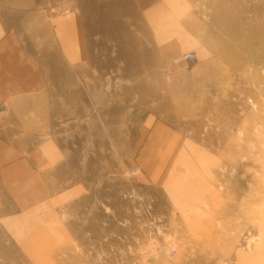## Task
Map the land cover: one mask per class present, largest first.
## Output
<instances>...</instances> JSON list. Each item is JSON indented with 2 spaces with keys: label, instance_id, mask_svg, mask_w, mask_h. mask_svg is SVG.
Instances as JSON below:
<instances>
[{
  "label": "rangeland",
  "instance_id": "rangeland-1",
  "mask_svg": "<svg viewBox=\"0 0 264 264\" xmlns=\"http://www.w3.org/2000/svg\"><path fill=\"white\" fill-rule=\"evenodd\" d=\"M165 5V34L183 44L168 60L135 0L131 22L116 28L119 36L78 38L70 46L80 62L70 96L100 101L99 107H85L101 111L100 148L92 155L86 133L78 150L79 159L95 160V170L74 172L89 182L85 198L49 218L38 214L25 225L32 226V235L24 226L9 233L12 224L0 230V264H231L237 252L260 241L264 0H165ZM188 52L194 54L191 62L183 59ZM89 118L85 112L86 124L79 125L86 131L92 129ZM155 123L186 136L198 152L196 161L208 169L204 181L216 197V219L201 233L185 230L168 194L137 183L133 165L144 128ZM77 125L76 119L65 123L60 135L58 118L44 137L74 141L82 135ZM198 206L211 210L206 203ZM213 243L217 249H211ZM67 245L69 255L61 249Z\"/></svg>",
  "mask_w": 264,
  "mask_h": 264
},
{
  "label": "crops",
  "instance_id": "crops-1",
  "mask_svg": "<svg viewBox=\"0 0 264 264\" xmlns=\"http://www.w3.org/2000/svg\"><path fill=\"white\" fill-rule=\"evenodd\" d=\"M40 1L0 0V110H8L0 115L2 234L6 225L12 224L9 233L15 234L22 226L32 223L38 214L49 218L85 198L89 182L84 174L75 176L74 172L95 170V160L79 159L78 150L86 133L93 148L92 155L100 148L97 124L101 111L95 114L94 109H85L86 106L99 107L100 101L86 102L74 92L70 96L74 75H78L74 69L79 68L80 62L75 51L69 48H73L78 38L119 36L116 28L127 27V21L131 22L134 2ZM135 1L139 5L136 10L155 32L164 59H170L183 49L181 41L175 42L165 34L164 28L169 25L168 19L164 18L165 0ZM85 112L92 116L87 120L92 129L87 131L79 126L86 124ZM108 112L105 114L111 118V111ZM58 118L60 135L65 123H74L75 119L76 128L78 132L82 130V135L80 133L74 141L63 136L60 140L45 138L49 134H44L53 132L50 124ZM70 118L73 121H69ZM113 123L111 127L109 121L108 129L115 132ZM44 125L47 127L43 129ZM144 130L146 134L133 165L138 185L161 189L168 194L186 231L192 234L205 231L216 219V197L204 181L208 169L196 161L197 150L186 143V136L162 123L152 124ZM109 138L115 136L109 135ZM96 154H100L99 151ZM199 203L208 204L211 210L198 206ZM25 228L32 235V226ZM44 231H47L46 227L37 228L34 234ZM68 245L61 249L69 255ZM211 249H217V246L213 243ZM203 251L205 261L206 248ZM231 264H264V234L259 242L237 252Z\"/></svg>",
  "mask_w": 264,
  "mask_h": 264
},
{
  "label": "built area",
  "instance_id": "built-area-1",
  "mask_svg": "<svg viewBox=\"0 0 264 264\" xmlns=\"http://www.w3.org/2000/svg\"><path fill=\"white\" fill-rule=\"evenodd\" d=\"M183 59L186 61V62H191L194 60V54L192 52H188V53H185L183 55Z\"/></svg>",
  "mask_w": 264,
  "mask_h": 264
}]
</instances>
